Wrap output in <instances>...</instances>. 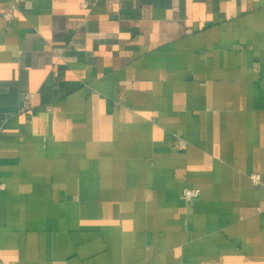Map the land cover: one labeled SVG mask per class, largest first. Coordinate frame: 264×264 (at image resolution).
<instances>
[{"label":"crops","instance_id":"crops-1","mask_svg":"<svg viewBox=\"0 0 264 264\" xmlns=\"http://www.w3.org/2000/svg\"><path fill=\"white\" fill-rule=\"evenodd\" d=\"M263 183L264 0H0V264H264Z\"/></svg>","mask_w":264,"mask_h":264},{"label":"built area","instance_id":"built-area-1","mask_svg":"<svg viewBox=\"0 0 264 264\" xmlns=\"http://www.w3.org/2000/svg\"><path fill=\"white\" fill-rule=\"evenodd\" d=\"M13 2H19V0H11ZM8 15H5V17H7ZM9 19H11L9 17ZM187 146V142L184 140V139H181L178 141V144H177V148L178 149H185ZM252 179L255 183H260V176L259 175H252ZM263 187H264V183H263ZM200 195V190L197 189V188H185L183 191H182V196H183V199L185 200V202L189 203V202H192L194 201L196 198H198Z\"/></svg>","mask_w":264,"mask_h":264}]
</instances>
